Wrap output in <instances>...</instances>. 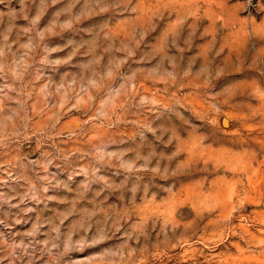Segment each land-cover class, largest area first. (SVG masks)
<instances>
[{"label":"rangeland","instance_id":"374dc122","mask_svg":"<svg viewBox=\"0 0 264 264\" xmlns=\"http://www.w3.org/2000/svg\"><path fill=\"white\" fill-rule=\"evenodd\" d=\"M0 264H264V0H0Z\"/></svg>","mask_w":264,"mask_h":264}]
</instances>
